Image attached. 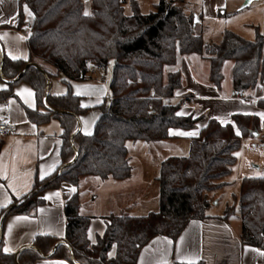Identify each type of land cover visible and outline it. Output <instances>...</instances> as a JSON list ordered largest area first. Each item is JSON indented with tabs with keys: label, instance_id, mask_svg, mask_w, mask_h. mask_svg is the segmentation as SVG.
Here are the masks:
<instances>
[{
	"label": "trees",
	"instance_id": "1",
	"mask_svg": "<svg viewBox=\"0 0 264 264\" xmlns=\"http://www.w3.org/2000/svg\"><path fill=\"white\" fill-rule=\"evenodd\" d=\"M124 1L90 0L88 12L92 15L86 17L83 0H19L17 24L4 26H23L24 5L33 12L29 57L12 59L5 52L2 57L0 50V80L6 85L0 89V101L17 96L15 88L21 83L31 86L37 104L25 107L27 116L38 125L52 119L60 122L63 162L49 176H37L28 194L15 197L0 210L3 230L9 215L33 214L42 204L38 194L43 190L56 189L63 182L78 184L84 176L129 178L133 168L127 141H162L170 138L171 128H196L197 118L177 115L184 99L173 100L184 85L183 74L179 70L166 73V66L175 65L178 54L208 60L209 81L217 87L224 79L225 63L233 60L236 94H243L264 78V35L247 40L226 30L218 42H207L196 32L195 13L183 6L186 0H159L147 14L133 3L132 15L125 14ZM87 59L103 70L113 64L110 101L98 106L101 113L91 134L76 131L78 118L89 108L72 91V82L87 79L91 71ZM38 60L56 72L34 65ZM54 75L64 76L66 93L48 89ZM152 91L155 98L150 96ZM258 106L264 109V99L258 100ZM233 120L234 124H222L211 119L192 139L188 155L171 156L162 162L159 211L144 216L112 214L104 235L93 244L88 237L91 216L84 211L82 195L76 193L64 205L68 243L38 235L33 246L23 249L16 260L14 254L3 251L2 238L0 264H35L49 253L73 264H138L142 249L154 237L177 240L192 220L210 217V193L227 184L225 179L232 173L242 137L254 129L263 130L264 137V121L259 117L235 114ZM2 145L0 139V151ZM238 203V210L228 206L223 218L238 211L241 242L264 250V177H245ZM114 245L116 254L110 257Z\"/></svg>",
	"mask_w": 264,
	"mask_h": 264
},
{
	"label": "crops",
	"instance_id": "2",
	"mask_svg": "<svg viewBox=\"0 0 264 264\" xmlns=\"http://www.w3.org/2000/svg\"><path fill=\"white\" fill-rule=\"evenodd\" d=\"M127 2L128 0H125L123 4L124 12L132 15V11L126 10ZM157 3L158 1L154 0L153 4ZM90 5L91 2L88 0L87 11H90ZM183 6L188 12L200 15L197 26L201 24L203 30L198 34H202L203 37L205 23L211 22L222 23V27L218 29L221 38L226 30L233 31L247 40H255L258 34L264 35V0H253L247 6H245V0H186ZM27 9L33 14L28 6ZM24 13L25 21L21 28L4 27L17 24L19 0L0 2V41L4 52L10 58L12 56H18L19 59L29 57L28 38L31 34L34 15L29 16L25 8ZM207 42L216 41L211 37ZM35 64L42 65L52 73L56 72L54 67L41 60L36 61ZM225 65L221 87L209 81L210 62L208 60L178 54L176 64L166 66V73L179 70L183 74L184 85L176 92L173 100L189 98L187 105L182 106L178 113L197 118L196 128L190 130L171 128L170 138L162 141H146L148 143L146 145L157 143L166 146L168 143L170 146H176L178 151L182 150L184 154L182 156H186L190 152L192 139L197 137L213 118L222 124H234L235 114H249L264 121V115H262L264 109L258 106V100L264 99V78L243 94H236L233 88L232 69L228 82L225 80ZM106 72L107 70L100 72L91 70L87 79L72 82V91L80 95L82 105L89 108L87 113L78 118L76 131L81 130L85 134L93 132L101 113L98 106L103 103L100 101L104 95L102 89L106 88L107 91V84L101 82V77L106 78ZM63 77V75H54L48 82V89L55 94H63L66 87L64 89L63 85L57 82ZM5 86V82L0 80V89ZM25 89L28 91H24ZM15 93L17 96L0 101V121L5 122L10 129V134L3 138L0 151V210L11 204L15 197L28 194L37 176L41 177L45 173L47 174L44 178L49 176L63 162L61 154L63 129L60 122L57 119L40 125L32 122L27 116L25 107H36L34 90L28 84L21 83L15 88ZM107 93L110 95L109 91ZM179 132H197V135L171 134ZM262 135L263 130H260L259 136ZM130 141H127V148L133 169L129 178L118 180L112 177L84 176L78 184L63 182L56 189L41 191L38 198L42 200V204L33 211V214L17 213L6 218L2 240L3 251L6 248L11 249L10 252H4L14 254L18 260L19 253L33 246L38 235H48L69 242L65 237L64 205L76 193L82 195L84 211L91 216L88 237L91 243L95 241L93 244H96L98 238L104 235L111 222L110 215L144 216L159 211L158 177L162 162L168 156L164 157L160 153L155 159L153 153L157 152L145 148L144 154L139 156L142 159L135 160L128 146ZM133 142L136 147L138 141ZM133 160L136 162L135 166L132 163ZM56 193L59 195H55ZM211 197L213 202L215 197ZM214 204L217 205L218 201ZM214 204L212 203V207ZM212 207L209 210L210 217L204 220H192L177 240L164 235L154 237L142 249L138 264H175L176 262L264 264V255L260 254L264 252L263 249L241 242L242 221L239 224L238 220L234 225L232 217L223 218L226 209L214 212ZM20 217L27 219H18ZM115 254L116 245L113 246L109 256L113 257ZM49 255L50 253L35 264H58V262L73 264L71 261Z\"/></svg>",
	"mask_w": 264,
	"mask_h": 264
},
{
	"label": "rangeland",
	"instance_id": "3",
	"mask_svg": "<svg viewBox=\"0 0 264 264\" xmlns=\"http://www.w3.org/2000/svg\"><path fill=\"white\" fill-rule=\"evenodd\" d=\"M85 2V5L88 4V0H83ZM159 2V0H156V2ZM90 2V0H89ZM133 3H136L142 13H149L155 9L154 0H128L126 5V10L128 12L134 11L133 9ZM91 6V5H90ZM90 8V7H89ZM87 9V8H86ZM221 22L218 23H205V34H204V40L207 41L212 37L214 41H219L221 39V34L219 33L218 29H220ZM203 30V27L201 24H199L196 28V32L200 33V31ZM218 32V33H217ZM233 66V60L227 61L225 65V80L228 82L230 78V71ZM112 73H113V64L111 63L106 72V78H107V91L110 90V83L112 80ZM102 76V75H101ZM102 78V77H101ZM59 84L63 85V88L68 91L67 85L60 79L57 81ZM102 87V85H101ZM104 90V91H103ZM102 91L104 92L103 97L100 101H110V95L107 93L106 88H103ZM64 92V93H65ZM134 142L130 141L128 143V146L130 147L131 154L134 156L133 159L138 160L142 159L141 155L144 154L145 148H150L152 151L157 152L153 153V157L156 159L157 154L162 153L164 157L166 156H174V155H184L183 151H178L175 147L167 145L164 146L163 144H157L156 145H146V141H138L136 147H134ZM142 144V145H141ZM145 144V145H144ZM173 145H176V143H172ZM149 146V147H146ZM157 150V151H156ZM155 154V155H154ZM133 160V165L135 166L136 162ZM245 177H264V137L262 136H256L254 134L246 135L242 137L240 148L236 152V163L233 166L232 173L229 177L226 178L227 184L219 190L213 191L210 193L211 196H214L215 199L213 200V204L218 201L217 205H213L212 211L219 212L226 209L228 206H236V209L238 210L239 203L238 198L241 192L242 182ZM212 199V197H211ZM232 217V222L234 225H236L239 220V224L241 222V219L238 215V211L234 214V217ZM238 224V225H239Z\"/></svg>",
	"mask_w": 264,
	"mask_h": 264
},
{
	"label": "built area",
	"instance_id": "4",
	"mask_svg": "<svg viewBox=\"0 0 264 264\" xmlns=\"http://www.w3.org/2000/svg\"><path fill=\"white\" fill-rule=\"evenodd\" d=\"M86 66L89 70H95V71H103V68L101 65L94 64L91 60H86ZM101 82L103 84H108L107 79L105 77L101 78ZM151 98L156 97L155 91H152L150 94ZM189 98H184L182 106H186L188 103ZM152 103H150V106ZM10 134V129L8 125L5 122L0 121V139L6 138Z\"/></svg>",
	"mask_w": 264,
	"mask_h": 264
},
{
	"label": "snow or ice",
	"instance_id": "5",
	"mask_svg": "<svg viewBox=\"0 0 264 264\" xmlns=\"http://www.w3.org/2000/svg\"><path fill=\"white\" fill-rule=\"evenodd\" d=\"M0 2H2V0H0ZM86 2H87V0H86ZM24 8H25V11L27 12V14L29 15V16H32L33 14L30 12V11H28V9H27V6L25 5L24 6ZM83 15L84 16H90V15H92V13H90V12H88V11H85L84 13H83ZM20 57H18V56H12V59H19ZM25 59L27 58V57H24ZM24 91H28L27 89H25ZM30 95H31V93H29ZM177 115H184V113H178ZM262 115H264V114H262ZM171 134H178V135H182V136H194V135H197V132H179V133H171ZM237 134H239V132H237ZM47 173H45L44 175H46ZM44 175H41V179H43L44 178ZM14 191H15V189H14ZM71 191H74V189H71ZM17 195H20V193H17ZM55 195H59V193H56ZM18 219H27L26 217H20V218H18ZM93 243H95V241L93 240ZM253 251H259V250H257V249H252ZM4 251L5 252H10L11 251V249H4ZM261 255H264V252H262V253H260ZM58 264H63V262H58ZM189 264H192V262H189Z\"/></svg>",
	"mask_w": 264,
	"mask_h": 264
},
{
	"label": "water",
	"instance_id": "6",
	"mask_svg": "<svg viewBox=\"0 0 264 264\" xmlns=\"http://www.w3.org/2000/svg\"><path fill=\"white\" fill-rule=\"evenodd\" d=\"M253 0H245V6L249 5ZM199 22V18L198 16L195 14L194 15V25H197V23ZM0 50L2 53V57L4 55V49H3V45L0 41ZM3 63V62H2ZM34 65H36L35 63H33ZM251 134H254L256 136L259 135V131L257 129L251 130ZM76 150V149H75ZM76 155H78V151L76 150ZM21 202L17 203L15 206L19 205ZM14 206V207H15ZM4 216L2 217L1 221H0V240L3 238V229H2V221H3ZM68 243V242H67Z\"/></svg>",
	"mask_w": 264,
	"mask_h": 264
}]
</instances>
